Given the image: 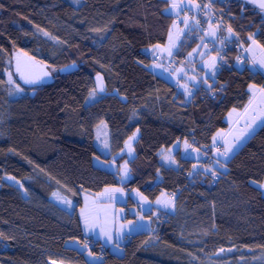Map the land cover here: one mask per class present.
<instances>
[{"label":"trees","instance_id":"obj_1","mask_svg":"<svg viewBox=\"0 0 264 264\" xmlns=\"http://www.w3.org/2000/svg\"><path fill=\"white\" fill-rule=\"evenodd\" d=\"M168 7L165 0H0V264H264V125L228 162L202 159L197 171L180 151L172 163L162 153L194 139L205 151L200 137L209 124L228 126L222 105L243 111L249 86L264 89V78L237 63V49L191 99L154 74L147 51L167 42L175 20ZM216 8L234 16L246 45L254 40L264 50L263 12L238 0ZM194 46L184 41L178 57ZM20 56L59 72L29 86L17 71ZM98 74L104 93L88 104ZM102 123L109 155L94 143ZM136 131L130 177L121 184L118 172L93 159L113 160ZM119 186L150 202L163 194L175 200L152 232L126 237L121 255L110 247L101 260L97 251L80 252L90 239L78 215L83 195Z\"/></svg>","mask_w":264,"mask_h":264},{"label":"crops","instance_id":"obj_2","mask_svg":"<svg viewBox=\"0 0 264 264\" xmlns=\"http://www.w3.org/2000/svg\"><path fill=\"white\" fill-rule=\"evenodd\" d=\"M177 20V23H174L172 27L173 29H171V37L169 36L170 33L168 35L165 46L150 48L147 51L152 58H154V55H161L162 57V59L158 62L153 60L155 63L153 68L150 69L154 74L177 86V88L183 94H185L188 99H191L195 89L199 88L200 86H207L209 79L215 78L216 72L215 70H212V72L208 74L206 78H204L203 74L206 70L200 68L198 64L199 60H196L193 65L187 60V56L192 53L194 48L184 59H180L178 57V52L180 50V46L184 42V35L187 27L182 25L179 19ZM247 50L249 56V68H251L254 72L259 73L264 78V50L257 43L252 41L248 43ZM208 54L209 53L205 50L204 53L202 52V58L204 59ZM170 62L173 63L172 67H169ZM262 89V86L256 84L249 86L248 92L251 98L246 108L241 112L233 111L230 109L229 104L224 103L222 105L221 113L225 114L224 121L228 125L227 128L222 129L212 122L202 133L200 141L203 148L212 147L217 144L222 145V151L219 152L215 157V164L226 163L232 159L264 125V92L261 91ZM214 137L216 138L215 142L213 140ZM183 147L187 151V155L185 156L182 155ZM172 148H175L174 151H171L170 148L168 151L163 153V158L166 163H172L171 161L173 160L175 154L179 151L184 158H190L188 157V143L179 141ZM165 155H167V157H165ZM203 155L204 151L197 150V152L192 156L191 159L196 162L195 166L193 167V169L196 167L194 171L199 170L201 160L204 158ZM99 167L105 170L102 165ZM106 170L111 172L116 171L108 169ZM129 177L130 173L126 180H123V178L120 176V183L124 184L129 180ZM260 188L264 193V181ZM103 193L107 194V198L111 199V201L117 203L118 207L124 208L129 213L131 210H135L139 216H145L148 220V226L147 230L143 233L152 232L154 229L156 216L163 211L170 210L175 200L174 195L163 194L155 202H150L138 191H129L124 189L122 186L105 188L98 194ZM87 208L88 201L86 196L83 195V204L78 210V215L84 237H88L94 241H99L104 247H108L101 240L95 238L92 235L91 228L89 227V212L87 211ZM137 214H129L128 217H135V219H138L139 216Z\"/></svg>","mask_w":264,"mask_h":264},{"label":"rangeland","instance_id":"obj_3","mask_svg":"<svg viewBox=\"0 0 264 264\" xmlns=\"http://www.w3.org/2000/svg\"><path fill=\"white\" fill-rule=\"evenodd\" d=\"M169 2V7L166 13L175 18L174 23H177V19L180 18L181 14L187 12L189 14L196 15L200 9L199 3L197 0H167ZM173 29V28H172ZM172 32V31H170ZM170 33V37H171ZM209 38V32L206 33L203 40L195 44L194 50L187 56V60L191 62L193 65L196 60H199L200 68L205 69V73L203 74L204 78L208 76L215 70V67L218 63V57L213 54L209 53L204 59L202 58V52L204 53L205 49V42ZM252 42L256 43L254 40ZM162 47V46H161ZM157 56L161 55H154V61L158 62L162 59H156ZM21 57V56H20ZM18 57V58H20ZM202 58V61H201ZM155 62H152L149 65L150 68H153ZM75 65L66 67L61 69L63 72L71 71L75 69ZM213 68V69H212ZM152 71V70H151ZM59 71L55 68L50 69L51 76H54ZM153 72V71H152ZM163 76V75H162ZM8 78L13 82V75L12 73H8ZM96 91L91 95L88 99V104L93 103L99 95L104 93V82L103 77L101 75H96ZM188 98V97H187ZM139 132L136 131L125 143L124 149L118 155H116L113 160L107 161L102 160L100 158L95 157L93 159L94 166L100 168L99 166L102 165L105 170H116L118 172L119 179L120 176L123 180H126L127 176L129 175V166L128 161L132 160L135 157V150L134 145L138 140ZM94 143L96 147L104 154H110V139H109V131L108 127L105 123L100 124L95 130V139ZM175 148H171V151H174ZM168 151V150H167ZM162 153H165L163 151ZM182 155H187L186 149L183 147ZM123 157L127 159L125 161H120ZM167 157V155H165ZM188 157H191L188 154ZM100 164V165H98ZM195 166V165H194ZM196 168V167H195ZM194 168V170H195ZM104 170V169H103ZM127 173V175H125ZM7 180L15 185L20 186V184L15 181L13 178L8 177ZM25 194V193H24ZM88 201V208L87 211L89 212V227L91 228L92 235L101 240L104 244L108 247L112 248V251L118 255L123 253V243L126 237L135 235L138 233H143L147 230V218L145 216H139L135 210H131L130 213L125 210L124 208L118 207L117 203L111 201V199L107 198V194H86L85 195ZM56 203L60 206L64 204L65 201L59 198H55ZM129 207V206H127ZM130 215H138L139 218L135 219V217H128ZM159 215L156 216V218ZM118 245V246H117ZM78 250L80 252H85L87 249L85 246L79 245ZM86 258L89 262L93 263L97 261V257L94 256L92 253L86 254Z\"/></svg>","mask_w":264,"mask_h":264},{"label":"built area","instance_id":"obj_4","mask_svg":"<svg viewBox=\"0 0 264 264\" xmlns=\"http://www.w3.org/2000/svg\"><path fill=\"white\" fill-rule=\"evenodd\" d=\"M200 9L196 15L184 12L181 14L179 21L182 25L187 27L184 41L188 44H197L204 39L207 32H209V38L205 42V49L208 53H215L218 57V63L215 67V72L220 71L225 65L226 54L230 51L237 49L239 65L248 64L249 56L247 45L241 39V37L233 29L231 21L234 20V16L223 14L216 8V4L220 0H197ZM161 56H157L156 59H160ZM173 63H169V67H172ZM222 151V145L217 144L212 147L206 148L204 151V158H212ZM189 155L192 156L197 152L196 139L192 140L188 144ZM207 170L202 167V171ZM210 176L214 179L216 174L210 172ZM79 245L85 246L88 250L97 251L98 259H104L107 255V248L98 244L91 239L84 240Z\"/></svg>","mask_w":264,"mask_h":264},{"label":"water","instance_id":"obj_5","mask_svg":"<svg viewBox=\"0 0 264 264\" xmlns=\"http://www.w3.org/2000/svg\"><path fill=\"white\" fill-rule=\"evenodd\" d=\"M247 5L255 7L264 13V8L259 6V0H238ZM20 65V76L24 83L29 86H41L51 82L50 70L41 64L33 63L29 58L21 56L18 58ZM31 81V82H26Z\"/></svg>","mask_w":264,"mask_h":264},{"label":"snow or ice","instance_id":"obj_6","mask_svg":"<svg viewBox=\"0 0 264 264\" xmlns=\"http://www.w3.org/2000/svg\"><path fill=\"white\" fill-rule=\"evenodd\" d=\"M165 2H167V0H165ZM259 6L261 7V8H264V0H259ZM20 69H19V67L17 68V71H19ZM10 82H11V80H10ZM26 82H31V81H26ZM254 87V86H253ZM262 92H264V89H262L261 90ZM255 95V94H254ZM233 111H235V109L233 110ZM215 137L213 138V140H214V142H215ZM125 175H127V173H125ZM86 227H87V222H86ZM3 234L2 233H0V236H2ZM118 246V245H117Z\"/></svg>","mask_w":264,"mask_h":264}]
</instances>
